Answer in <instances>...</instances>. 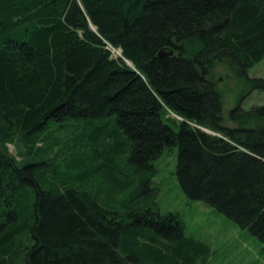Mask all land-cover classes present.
Returning <instances> with one entry per match:
<instances>
[{
	"label": "trees",
	"instance_id": "obj_1",
	"mask_svg": "<svg viewBox=\"0 0 264 264\" xmlns=\"http://www.w3.org/2000/svg\"><path fill=\"white\" fill-rule=\"evenodd\" d=\"M163 47L173 54L159 58ZM263 57L264 0H0V264H195L208 249L160 211L148 178L120 210L119 179L110 196L104 182H73L41 143L70 118H110L96 150L124 147L137 175L176 147L183 195L264 249V104H236L229 126L213 80L225 65L264 89L247 75Z\"/></svg>",
	"mask_w": 264,
	"mask_h": 264
},
{
	"label": "rangeland",
	"instance_id": "obj_2",
	"mask_svg": "<svg viewBox=\"0 0 264 264\" xmlns=\"http://www.w3.org/2000/svg\"><path fill=\"white\" fill-rule=\"evenodd\" d=\"M115 55L117 50H111ZM249 77L264 78V57L261 61L248 68ZM213 80L223 97L222 114L225 124L234 126L229 122L230 110L236 105L247 110L253 105L264 104V89L249 90L250 86L239 79L225 65H217L213 69ZM108 121L112 127L110 118L103 120L70 118L62 123L63 127L57 128V124L51 123L46 129L45 140L41 143L53 146V155L62 157L60 167L68 170L75 183L109 184V196L111 195L112 181L110 178L121 181V189L114 192L117 199L109 204L120 210V201L135 189L131 181L140 176L141 179L152 180V185L159 188L156 202L160 211L177 213L184 221V235L186 238L204 243L208 249L196 258L195 264H264V249L262 243L247 230L241 229L234 222L201 201L187 199L181 192L174 175L176 164V147H167L163 150L153 166L148 171H135L127 162L128 150L114 147L106 155L98 153L100 135L104 122ZM166 123L175 130H179V122L167 120ZM9 150L15 154V147L10 144ZM105 156V157H103ZM111 156H115V164H112ZM109 159H108V158ZM139 177V178H140ZM109 178V181H108ZM136 183V182H135ZM119 187V186H118ZM112 207V208H113Z\"/></svg>",
	"mask_w": 264,
	"mask_h": 264
},
{
	"label": "water",
	"instance_id": "obj_3",
	"mask_svg": "<svg viewBox=\"0 0 264 264\" xmlns=\"http://www.w3.org/2000/svg\"><path fill=\"white\" fill-rule=\"evenodd\" d=\"M173 54V50L169 47H163L161 49H159V51L157 52V56L159 58H162V57H167V56H170ZM201 128V127H199ZM203 131L209 133V134H213V135H216V133L212 132V131H209L207 129H204V128H201Z\"/></svg>",
	"mask_w": 264,
	"mask_h": 264
}]
</instances>
